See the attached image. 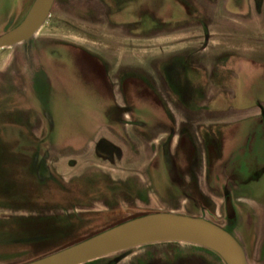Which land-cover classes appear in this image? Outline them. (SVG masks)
I'll use <instances>...</instances> for the list:
<instances>
[{
    "label": "rangeland",
    "instance_id": "374dc122",
    "mask_svg": "<svg viewBox=\"0 0 264 264\" xmlns=\"http://www.w3.org/2000/svg\"><path fill=\"white\" fill-rule=\"evenodd\" d=\"M164 1L167 7L162 16L174 14L180 19L192 12L175 0ZM33 2L0 0V36L22 23ZM130 8L120 17L135 16V6ZM106 11L95 0H56L50 17L28 42L0 50V264L35 262L152 213L188 215L230 230L222 185L229 175L223 163L209 159L206 135L217 138L220 130L212 125L215 116L208 112L212 107L196 105L195 110H188L168 97L160 78L161 64L173 55L191 56L192 65L198 68L214 63L215 48L220 45L212 42L206 46L194 22L151 27L144 39L125 38L109 31ZM254 37L245 42L262 49L264 14H258ZM222 46L232 51L247 45ZM87 48L106 53L117 63L116 72L124 68L125 74L156 80L151 82L157 95L153 100L138 78L132 96L127 86L132 82H128L130 76L123 77L124 98L117 101L134 120L148 119V130L117 128L111 121L115 107L106 85V70L88 56ZM255 57L264 60L261 54ZM218 93L209 90L207 94L216 97ZM103 123L113 133L99 135L122 147V161L106 162L95 155L98 133L94 130ZM165 123L195 137V146L181 137L175 152L186 179L182 187L170 183L162 163ZM41 134L53 138L47 159L51 181L36 179L45 151L43 141L36 143L32 136ZM194 182L198 199L191 193ZM259 203L252 207L235 202L238 214L230 232L242 245L247 264H264V198ZM149 250L156 259L165 251H189L203 256L206 264H226L213 251L184 242L153 243L98 261L119 257L125 258L120 264H144L153 259Z\"/></svg>",
    "mask_w": 264,
    "mask_h": 264
},
{
    "label": "crops",
    "instance_id": "0c3cea01",
    "mask_svg": "<svg viewBox=\"0 0 264 264\" xmlns=\"http://www.w3.org/2000/svg\"><path fill=\"white\" fill-rule=\"evenodd\" d=\"M202 3L198 15L206 22L211 37L206 41V46H210L212 42L220 45L215 48L217 51L214 55V63L208 65L203 63L195 68L191 61L190 63L186 61L184 72L188 83L179 86L169 75L166 77L168 84L165 83L161 75V67L160 78L169 91L168 97L176 98L188 110H195L196 105H211L212 109L208 112L215 116L212 125L220 130L217 138H213L214 136L210 133L206 135L207 145L210 148L209 159L212 158L213 161L221 162L225 166L229 176L224 179L222 185L232 188L234 200L230 196L227 197L231 198L234 209L235 202L254 207L253 205L260 204V200L264 198V60L255 57L258 54L264 56V47L254 49L245 41L255 39L258 14H264V12H258L252 7L253 0H218L216 3L203 0ZM183 22H187V19H182L181 23ZM138 39H144V36ZM223 43H242L247 46L241 50L231 51L228 46L223 48ZM139 79V82H143L141 85L148 88L147 96L154 100L157 95L151 82L156 80L150 78L146 80L141 77ZM136 83L127 85L130 87L128 92L132 96L136 95L134 94L136 89L133 87ZM124 86L125 84L123 89ZM209 90L219 93L216 97H209L207 94ZM124 91L116 83L115 91H113L116 98L111 101L114 107L122 111L120 116L113 115L111 121L118 126L117 128L148 130V119L134 120L129 111L123 110V104L117 102L124 98ZM165 124L162 132L167 134L169 127L175 130L176 136L170 146L172 153L178 143L180 132L175 125ZM103 131L113 133L109 125L105 123L96 125L94 133L99 135ZM98 135L95 136L97 141L94 146H99L101 143L112 146L121 151L119 155L122 156V161L124 158L122 147L111 138ZM184 137L191 140L192 145L195 146L194 136L184 131ZM217 182L221 181L217 180ZM152 253L150 251L148 255ZM124 259L115 257L103 263L98 259L89 264H120Z\"/></svg>",
    "mask_w": 264,
    "mask_h": 264
},
{
    "label": "flooded vegetation",
    "instance_id": "af4514ba",
    "mask_svg": "<svg viewBox=\"0 0 264 264\" xmlns=\"http://www.w3.org/2000/svg\"><path fill=\"white\" fill-rule=\"evenodd\" d=\"M95 1H97L100 5H103L107 9L105 23L109 31H112L115 35L125 36V38L130 37L134 40H139L138 38H140V36L143 37L147 32V29L151 27L154 28L157 26H172L177 23L181 24L182 19H187L186 23L195 22L199 26L200 30L203 33L204 36L203 41L205 43L211 38L206 22L198 15L199 14L198 6L200 5V3H202L201 1L203 0H200V2L199 0H175L182 7L184 6L192 11L191 14L184 15L180 19H178V16H175L174 14H171L170 16L167 17L162 16L163 14L161 13H163L167 7L166 6L167 3L164 0H95ZM147 1H149V3H152L150 4L151 8L148 5L149 3H147ZM210 1H214L216 3L218 0H210ZM253 3L254 4L252 7L256 11L264 12V0H253ZM131 6H135L134 9L136 10L134 14L135 16L129 17L127 19H124V17L121 18L120 16L123 14V12H125V10L127 11L131 9L130 8ZM84 50L82 49V51ZM85 52L88 54L90 58L95 60L97 63L101 64L106 70L104 76L106 77V85L109 86V88H111L110 90L111 99L116 98L115 93L113 92L115 91L116 83L119 84L121 86L122 91H124L123 85L125 83L123 77L130 76V80L128 81L127 79V81L128 82L132 81L131 83H136L135 78L138 79L140 78L135 74H125L126 72H124L125 71L124 68H119L116 72L117 63L116 62L114 63V61H112L109 57H107L108 55H106V53H102V51L100 52V50H90L89 48H87ZM190 58L191 56L182 57V56L173 55L172 57L166 59L165 62L160 66L162 73L161 75L163 76L165 83L168 84V82L166 81V77L168 75L171 78L175 77L176 81L175 80L174 81L178 84V86L182 85L183 83H188V79L187 76H185L186 74L184 70L186 68L185 62L187 61L190 63ZM114 109H115L114 115L120 116L122 110L119 109L118 107H115ZM168 131L169 132L165 135V141L163 142V145H161V152L163 155L162 163L165 172H167V175L169 176L168 178L170 183H173V186L175 188L182 187L185 184L184 181H186V179L182 175L183 172L181 171L180 160L176 156V153L179 150V145H180L179 140H181V137H184V132L179 133L178 143L175 146L173 152L171 153L170 146L173 144L176 135H175V130L173 128L169 127ZM32 138L36 143H42L43 141L42 146L45 152L44 155L42 156L43 158L41 160V163L43 166L45 165V167L47 168V170L46 168L44 170L43 166H41V172L38 169L36 179L37 181H41V180L45 181V179L46 180L49 179L51 181L53 179V175L51 174V170L47 167V159L48 156L50 155L52 147L54 146V144H52L53 142L52 135L49 134L44 136L42 134L41 136L33 135ZM94 153L97 157L104 159L106 162L112 163L116 159L119 160L122 159V156L119 155L121 151L114 149L112 146L107 145L105 143H101L99 146L95 145ZM253 170L254 168L251 169V172ZM255 174L257 175L258 173ZM193 181H195V179H193L191 182ZM192 188L194 189L191 193L193 194L195 199H198L199 189L197 182H194V184L192 183ZM223 189H224L225 198L227 196H230L232 200H234L232 188L228 187L227 185H223ZM193 196H191L192 200H193ZM225 210H226V206H225ZM227 217L228 215L226 211L225 219L230 227L229 228L230 230L227 231L230 232L234 230L235 227L234 222H236V220L229 221ZM154 257H155L154 254L149 255V258L150 259L153 258V259L144 262V264H206L204 262L205 258L203 256L201 257L197 253L189 252V251L185 253L180 251L178 252L165 251L162 253V256L160 257L161 259H156V257L155 258Z\"/></svg>",
    "mask_w": 264,
    "mask_h": 264
},
{
    "label": "water",
    "instance_id": "95a60500",
    "mask_svg": "<svg viewBox=\"0 0 264 264\" xmlns=\"http://www.w3.org/2000/svg\"><path fill=\"white\" fill-rule=\"evenodd\" d=\"M55 1L34 0L22 23L0 36V50L28 42L50 17ZM225 205L228 220L234 221L236 212L230 197L225 199ZM163 242L205 247L218 254L226 264H247L242 245L230 232L208 220L173 212L133 218L71 248L27 264H87L117 252Z\"/></svg>",
    "mask_w": 264,
    "mask_h": 264
}]
</instances>
